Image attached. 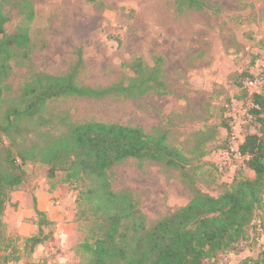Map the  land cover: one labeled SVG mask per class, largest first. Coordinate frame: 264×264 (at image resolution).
I'll use <instances>...</instances> for the list:
<instances>
[{
  "label": "rangeland",
  "instance_id": "rangeland-1",
  "mask_svg": "<svg viewBox=\"0 0 264 264\" xmlns=\"http://www.w3.org/2000/svg\"><path fill=\"white\" fill-rule=\"evenodd\" d=\"M33 19L29 42L11 60L4 82L0 118L18 101L37 71L64 74L76 69L78 84L105 87L128 84L139 58L158 67L155 80L140 95L102 98L63 96L46 102V122H21L20 142L29 144L89 120L162 132L187 158L184 169L149 159L128 158L108 170L111 188L132 192L146 223L183 206L200 191L219 195L238 166L230 160L224 126L231 103L241 95L240 81L264 63V0H29ZM5 32L24 23L13 1L5 2ZM81 61V62H80ZM142 75L146 77L148 71ZM251 132H256L253 125ZM7 141H0V160ZM233 163V164H232ZM235 165V166H234ZM23 184L10 193L2 220L8 238L6 264H74L89 220L78 218L76 190L61 182L63 171L48 177V166L27 161ZM233 170V171H232ZM232 171V172H231ZM245 176H253L248 169ZM43 209L52 236L32 249L25 239L38 232ZM222 264H264V211H258L242 243L224 254Z\"/></svg>",
  "mask_w": 264,
  "mask_h": 264
},
{
  "label": "trees",
  "instance_id": "trees-1",
  "mask_svg": "<svg viewBox=\"0 0 264 264\" xmlns=\"http://www.w3.org/2000/svg\"><path fill=\"white\" fill-rule=\"evenodd\" d=\"M9 1L23 7L21 14L25 21L11 33L5 32L8 16L3 10L4 3ZM91 1L101 5L99 0ZM195 1L183 0V3L192 7ZM33 15L29 0H0V104L10 62L29 42ZM131 68L136 76L128 84L117 82L105 87L78 84L75 68L64 74L37 71L24 84L18 101L5 109L0 118V141H7L0 160V264L8 262L5 253L8 238L4 235L2 216L10 193L25 181L27 161L46 164L50 178L56 171H63L61 182L77 192L74 199L77 216L90 223L78 244L85 258L74 264H222L221 257L243 242L256 213L264 211V94L253 96L257 108L249 110L256 132H249L246 127L244 141L239 146L247 157L245 166L253 176H245L243 167H239L219 195L197 191L186 204L150 225L130 190L111 188L108 170L128 158L149 159L183 170L187 158L166 141L165 133L89 120L68 124L64 131L29 144L20 142L21 122L34 119L44 124L42 111L50 99L137 96L153 86L147 80H155L158 67L148 69L137 58ZM146 69L149 73L143 77ZM243 79L239 83L238 99L246 97ZM224 126L229 142L231 129L226 121ZM35 213L39 216L38 232L25 239L31 249L52 236V231L42 232V227L51 225L52 221L37 207Z\"/></svg>",
  "mask_w": 264,
  "mask_h": 264
},
{
  "label": "built area",
  "instance_id": "built-area-1",
  "mask_svg": "<svg viewBox=\"0 0 264 264\" xmlns=\"http://www.w3.org/2000/svg\"><path fill=\"white\" fill-rule=\"evenodd\" d=\"M242 84L246 97L231 103V107L228 109L229 115L227 116L228 126L231 129L228 151L230 160L234 159L237 161V168L244 166L247 158L246 155L241 153L239 146L244 141L245 128L248 127V131L251 132L249 126H254L253 116L249 111L251 108H257L253 103V96L255 94H264V63L262 67H257L255 71L249 73L243 79Z\"/></svg>",
  "mask_w": 264,
  "mask_h": 264
},
{
  "label": "crops",
  "instance_id": "crops-1",
  "mask_svg": "<svg viewBox=\"0 0 264 264\" xmlns=\"http://www.w3.org/2000/svg\"><path fill=\"white\" fill-rule=\"evenodd\" d=\"M243 167V170H245V169H248L250 172H252L249 168H247L245 165L244 166H242ZM233 171V170H232ZM231 171V172H232ZM234 172H235V170L232 172V173H229L230 174V179L233 177V175H234ZM253 173V172H252ZM250 177V176H249ZM227 182V181H226ZM40 210H43V209H41V206H40V208H39Z\"/></svg>",
  "mask_w": 264,
  "mask_h": 264
}]
</instances>
